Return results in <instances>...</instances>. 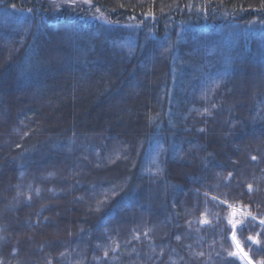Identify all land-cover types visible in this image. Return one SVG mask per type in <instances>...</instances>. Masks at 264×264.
<instances>
[{"label":"trees","instance_id":"16d2710c","mask_svg":"<svg viewBox=\"0 0 264 264\" xmlns=\"http://www.w3.org/2000/svg\"><path fill=\"white\" fill-rule=\"evenodd\" d=\"M85 1L0 0V264H264V0Z\"/></svg>","mask_w":264,"mask_h":264},{"label":"rangeland","instance_id":"374dc122","mask_svg":"<svg viewBox=\"0 0 264 264\" xmlns=\"http://www.w3.org/2000/svg\"><path fill=\"white\" fill-rule=\"evenodd\" d=\"M51 3V5L55 7H62V6H67V7H72L76 8L77 5H82L86 4L87 1L85 0H46ZM238 213V212H237ZM231 241H233V247L235 255L237 256V259L243 264H257L254 262L250 256L249 251L245 250L240 242L236 239L235 233L231 234ZM239 245V247H237Z\"/></svg>","mask_w":264,"mask_h":264},{"label":"snow or ice","instance_id":"6c2138e0","mask_svg":"<svg viewBox=\"0 0 264 264\" xmlns=\"http://www.w3.org/2000/svg\"><path fill=\"white\" fill-rule=\"evenodd\" d=\"M262 223H264V221H262ZM237 247H239V245H237Z\"/></svg>","mask_w":264,"mask_h":264}]
</instances>
